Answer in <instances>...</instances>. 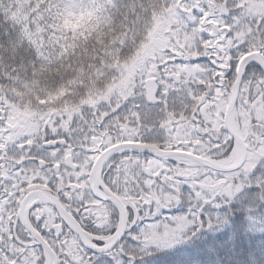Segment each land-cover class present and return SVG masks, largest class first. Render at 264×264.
Instances as JSON below:
<instances>
[{
    "label": "snow or ice",
    "instance_id": "snow-or-ice-1",
    "mask_svg": "<svg viewBox=\"0 0 264 264\" xmlns=\"http://www.w3.org/2000/svg\"><path fill=\"white\" fill-rule=\"evenodd\" d=\"M243 7L240 0H111L105 21L119 25L112 33L113 42L105 37L65 50L66 42H57L53 35V17L83 9L81 0H0V264H101L102 257L110 258V264H136L138 257L128 251L126 235L148 237L139 257L147 256L190 239L205 226H222L226 217L205 219L206 208L230 205L247 187L261 189L259 199L264 201V178H252L255 169L248 163L247 152L253 149L250 144L246 148L247 141L239 133L227 141L233 166L216 177L225 188L218 196L202 194L211 172L190 176L175 155L199 144V131L189 138L185 123L191 121L194 129L203 130L202 109L209 101L215 103L221 93L223 102L235 93L232 104L249 108L264 102V72L259 77L247 72L252 57H256L255 65L264 66V20L249 34L251 39L238 43L241 34L236 21ZM169 9H175L187 27L181 28L177 21L166 34L161 30L157 43L172 47L157 60L156 72L139 84L138 98L134 92L124 104L113 100L94 115L85 105L70 121L67 113L49 120L43 125L42 140L36 133H19L10 126V110L24 103V82L32 79L35 69L63 65L65 77L84 69L90 73L93 65L99 69L109 59L108 49L121 46L119 35L127 31L124 24L130 28L135 24L141 40ZM17 11L22 14L17 16ZM188 38L196 40L195 53L185 57L179 55L183 49L177 41ZM177 60L183 61L179 69ZM208 65L211 75L205 78ZM229 71L233 75L225 89L221 77ZM84 79L87 82V73ZM97 83L103 85V79ZM137 99L138 103L127 107ZM232 104L221 103L219 115L225 116ZM61 120L68 121L67 131L52 134ZM128 128L135 134H120ZM97 137L111 139L97 148ZM255 143L259 147L260 142ZM115 164L120 166L119 186L110 179ZM97 172L103 180L95 185L98 192L93 191L92 180ZM237 176L242 180L239 184ZM128 185L131 190L126 193ZM133 197L136 207L128 203L125 210L126 198ZM185 203L186 212L165 215L166 210ZM100 205L107 206L104 211L111 227L97 222ZM140 224V232H133V226Z\"/></svg>",
    "mask_w": 264,
    "mask_h": 264
},
{
    "label": "clouds",
    "instance_id": "clouds-1",
    "mask_svg": "<svg viewBox=\"0 0 264 264\" xmlns=\"http://www.w3.org/2000/svg\"><path fill=\"white\" fill-rule=\"evenodd\" d=\"M81 3L84 4L83 9L61 17H53L56 25L53 35L56 36L57 42L65 41L67 45L65 50L84 43H91L93 40L102 41L105 37L109 39L111 44L113 42L112 33L119 26L113 27L105 21V18L110 15L108 8L111 6V0H81ZM240 3L244 7L239 19L236 21L237 30L241 34L238 37V43H242L245 39H251L249 34L264 20V0H240ZM177 21H179L181 28L187 27L186 22L180 21L179 14L175 9H169L160 18V24L158 26L153 25L155 30L149 31L141 40L137 39L139 29L136 28L135 24L131 28L124 24L127 31L119 35L122 41L121 46L110 47L108 49L109 59L104 61L99 69H96L93 65L94 70L90 73L84 69L78 71L75 75L69 73L65 77L67 69L63 65L58 68L45 66L43 71L35 69L32 79L24 82L27 85L24 92V103L10 110V126L19 133H36L42 140L45 134L43 125L47 124L49 120L56 121L57 117H62L67 113L68 121H70L72 114H80L85 105L92 109L94 115L99 107L107 106L113 100L124 104L125 99L134 92L138 98L140 95L139 84L156 72L157 60L161 56H166L168 49L172 47L170 43L163 45L157 43L161 36V30L166 34L172 27V23ZM261 31L264 32V29H261ZM57 34L59 35L57 36ZM198 35V33H195L196 37ZM256 37L259 39L260 32L256 33ZM177 42L183 49V52L179 55L185 57L194 55L195 38L178 39ZM255 60L256 57H252L249 63ZM75 63L76 61H73V65ZM182 63L183 61L177 60L175 67L179 69ZM172 67L173 65H169V68ZM211 67V65H208L209 72L204 74L205 78L211 75ZM237 67L239 68V65ZM97 72L99 75H97ZM247 72L249 73L248 70ZM251 72H256L259 77V74L264 72V66H259L258 70L253 68ZM85 73H87V82L84 79ZM232 75L229 71L227 77H221L225 89H227ZM94 77L95 79H93ZM211 78L215 81V76ZM246 78L251 80L250 75L246 74ZM102 79L103 85L98 84L97 82ZM78 85L84 87L81 89ZM29 89L31 90L30 94ZM217 91L219 92V89ZM234 95L235 93H230L227 101L223 102V93H221L216 97L215 103L209 101L205 105V108L202 109L205 113L203 130L194 129L191 126V121H186V135L190 138L196 135V131H199V135L196 137L199 144H194L193 150L190 152L175 153L177 159L183 162L184 171L188 175L197 176L211 172V177H206L208 185H202V194L204 195L218 196L225 191L222 180H217L216 177L220 174H227L233 166L232 152L229 151L227 141L236 136L237 133L247 141L246 148L250 144L253 149L247 152L248 163L252 164L255 169L252 172V178H264V102L249 108L245 107L244 104H232ZM132 102L138 103L139 100L129 101L127 107H130ZM221 103L232 104V107L228 109L223 117L219 115ZM121 111L123 112L125 109H121ZM83 115L87 117V112H84ZM68 121L61 120L56 128L52 129V134H56L57 131H67L64 125ZM77 123L79 122L77 121ZM49 127L51 128V125ZM205 131L207 132L206 135L204 134ZM120 134L131 136L135 133L131 128H128ZM145 138L147 139V137ZM110 139L97 137L95 146L99 148L101 145L109 143ZM257 141L260 142L259 147H256L255 142ZM176 142L173 138L172 143ZM169 150H171V145H169ZM118 159L119 153L113 158V162L115 163V160ZM113 172L114 175L110 179L119 186L121 175L118 164H115ZM244 179L246 180L247 176ZM92 180L93 191L98 192L99 189L95 185L103 182L102 178H99L98 172L93 174ZM241 182V177L237 176L235 183L239 184ZM227 187L231 189L233 187L232 183H229ZM129 190H131V185L125 188V192L127 193ZM77 195H83V193ZM88 195L91 196L92 191H89ZM220 198L223 199L222 196ZM133 200L134 197L132 199L126 198L125 210L128 203H132V206L136 207L138 201L133 203ZM261 202L264 203V201ZM168 203H171V201H168ZM106 207V205H100L96 210L98 213L97 222L101 227H111L110 216L104 211ZM140 207H143V205ZM147 211L145 209V213ZM140 225L138 230L135 231L136 233H139L143 228ZM147 239L148 237H144L143 240L133 239L135 243L127 245L128 251L139 257L143 253L141 245Z\"/></svg>",
    "mask_w": 264,
    "mask_h": 264
},
{
    "label": "trees",
    "instance_id": "trees-1",
    "mask_svg": "<svg viewBox=\"0 0 264 264\" xmlns=\"http://www.w3.org/2000/svg\"><path fill=\"white\" fill-rule=\"evenodd\" d=\"M8 6L6 2L5 7ZM21 14L17 11V16ZM185 191H189L187 186ZM259 195L260 189L253 185L230 205L207 207L203 214L205 219L219 215L226 217L227 222L213 229L205 226L190 239L138 257L136 264H264V203ZM186 211L187 203L165 215Z\"/></svg>",
    "mask_w": 264,
    "mask_h": 264
},
{
    "label": "rangeland",
    "instance_id": "rangeland-1",
    "mask_svg": "<svg viewBox=\"0 0 264 264\" xmlns=\"http://www.w3.org/2000/svg\"><path fill=\"white\" fill-rule=\"evenodd\" d=\"M201 62H202V63H206L207 61H206V59H202ZM172 210H174V209H171V210H168V211L170 212V211H172ZM133 232H135V231H133ZM125 241H126V244H127V245L134 244V243H133L134 240H133V238H132L131 235H130L129 237H127V238L125 239ZM124 259L127 260L128 257H124ZM108 261H110V258L108 259Z\"/></svg>",
    "mask_w": 264,
    "mask_h": 264
}]
</instances>
